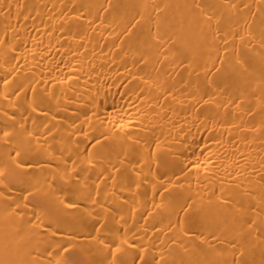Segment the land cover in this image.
<instances>
[{"label": "bare ground", "instance_id": "1", "mask_svg": "<svg viewBox=\"0 0 264 264\" xmlns=\"http://www.w3.org/2000/svg\"><path fill=\"white\" fill-rule=\"evenodd\" d=\"M0 264H264V0H0Z\"/></svg>", "mask_w": 264, "mask_h": 264}]
</instances>
